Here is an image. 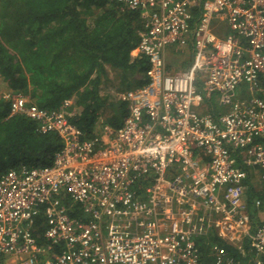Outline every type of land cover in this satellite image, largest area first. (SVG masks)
<instances>
[{
    "label": "built area",
    "instance_id": "built-area-1",
    "mask_svg": "<svg viewBox=\"0 0 264 264\" xmlns=\"http://www.w3.org/2000/svg\"><path fill=\"white\" fill-rule=\"evenodd\" d=\"M115 1L144 21L133 58L148 60L146 84L122 95L123 125L101 120L90 140L71 122V102L49 112L5 95L10 116L55 133L61 147L51 165L0 178V258L202 264L199 242L216 237L242 253L249 245L263 264L264 223H252L246 200L253 173L264 189V0ZM190 43L191 67L173 71L166 49ZM41 212L43 244L34 233ZM211 250L214 264H235L226 247Z\"/></svg>",
    "mask_w": 264,
    "mask_h": 264
},
{
    "label": "trees",
    "instance_id": "trees-1",
    "mask_svg": "<svg viewBox=\"0 0 264 264\" xmlns=\"http://www.w3.org/2000/svg\"><path fill=\"white\" fill-rule=\"evenodd\" d=\"M144 28L139 12L115 0H0V178L11 169L51 165L61 147L55 133L38 132L37 124L23 115L10 116L5 95L29 96L49 112L71 102L78 109L71 122L84 139L96 137L101 120L118 128L129 104L103 94V86L110 82V69L118 73L122 93L146 84L148 60L132 57ZM262 192L251 185L247 193L255 225L264 223L258 213ZM46 220L41 212L34 229L40 244L46 243ZM216 243L233 254L235 264H256L249 245L242 253L216 237L199 242L202 264H214Z\"/></svg>",
    "mask_w": 264,
    "mask_h": 264
},
{
    "label": "crops",
    "instance_id": "crops-1",
    "mask_svg": "<svg viewBox=\"0 0 264 264\" xmlns=\"http://www.w3.org/2000/svg\"><path fill=\"white\" fill-rule=\"evenodd\" d=\"M194 52L195 50L192 48L191 43L188 47L180 51H176L173 47H169L166 49L165 53L166 63L167 65L175 66L171 68L173 71H186L192 65Z\"/></svg>",
    "mask_w": 264,
    "mask_h": 264
},
{
    "label": "rangeland",
    "instance_id": "rangeland-1",
    "mask_svg": "<svg viewBox=\"0 0 264 264\" xmlns=\"http://www.w3.org/2000/svg\"><path fill=\"white\" fill-rule=\"evenodd\" d=\"M169 48V47H168ZM170 68H173L174 65H168ZM175 67V66H174ZM109 73H110V82L106 83L104 86H103V94H111L113 96H117L118 98L121 97V95L123 94L122 92L123 91H119V83H120V77L118 76V73L113 71L112 69L109 70ZM244 89L245 88V85H242L241 86V89ZM240 89V87H239ZM213 102L215 105H218V102H216L214 100V98H218V94H213ZM213 104V105H214ZM210 109L214 110V111H217V107H212V106H209ZM223 111V110H221ZM252 180L254 182V184H257V189H261L260 191H263L264 189H262V183L260 182L261 180L259 179V176L256 174V173H253L252 175ZM261 193V192H260ZM262 194H264V192H262ZM259 215L260 217H263L264 215V212H263V209H261L259 212ZM259 220V218H258ZM3 264H7V262L3 263Z\"/></svg>",
    "mask_w": 264,
    "mask_h": 264
},
{
    "label": "clouds",
    "instance_id": "clouds-1",
    "mask_svg": "<svg viewBox=\"0 0 264 264\" xmlns=\"http://www.w3.org/2000/svg\"><path fill=\"white\" fill-rule=\"evenodd\" d=\"M132 57H134V51L132 52ZM134 88H135V87H134ZM130 90H131V89H130ZM128 91H129V90H128ZM126 92H127V91H126ZM123 94H124V93H123ZM123 94H122V95H123ZM122 95H121V97H120L121 99H122ZM122 100H123V99H122ZM123 101H124V100H123ZM74 109H76V108H74ZM76 110H78V109H76Z\"/></svg>",
    "mask_w": 264,
    "mask_h": 264
}]
</instances>
